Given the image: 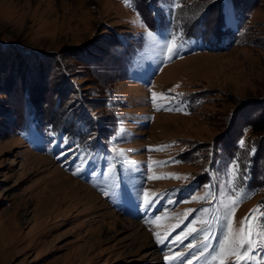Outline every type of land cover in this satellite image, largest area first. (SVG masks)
<instances>
[{
  "label": "rangeland",
  "instance_id": "rangeland-1",
  "mask_svg": "<svg viewBox=\"0 0 264 264\" xmlns=\"http://www.w3.org/2000/svg\"><path fill=\"white\" fill-rule=\"evenodd\" d=\"M244 2L241 22L224 6L232 47L180 38L168 60L159 42L180 35L206 0H160L178 9L179 29H150L154 38L130 0H0V264L211 261L226 206L241 198L238 229L264 200V183L251 191L240 169L258 146L264 179V136L252 129L264 122V0ZM109 31L135 42L123 68L106 55L110 41L96 48ZM28 85L47 103L60 92L86 110L103 139L70 152L28 141L14 129ZM145 193L158 194L147 208ZM262 254L244 264H264Z\"/></svg>",
  "mask_w": 264,
  "mask_h": 264
},
{
  "label": "trees",
  "instance_id": "trees-1",
  "mask_svg": "<svg viewBox=\"0 0 264 264\" xmlns=\"http://www.w3.org/2000/svg\"><path fill=\"white\" fill-rule=\"evenodd\" d=\"M144 1L148 4L145 11L139 8L137 0H130V6L140 15L149 29L155 32L164 31L171 25L173 32L178 31V9L173 6L163 7L160 0H156L157 6L152 0ZM180 1L176 0V2ZM226 3L232 8L234 19L241 22L243 19L241 7L245 3L244 0H206V5L202 7L203 10L188 25H184L185 28L179 37L181 39L194 38L200 40L203 50L223 51L232 47L237 37V29L225 22L226 12L224 6ZM99 34L101 39L104 38L101 44L98 43L97 49H101L104 42L110 41L114 46H111L110 43L107 44L106 55L114 59V62L118 63L121 68L131 62L134 57L132 48L135 46L132 39L126 40L123 34L117 33H115V36H110L111 31ZM1 51L0 57L5 55H2ZM41 57L47 58L39 56V58ZM35 67L38 66H30V68ZM29 88H32L33 92ZM24 89L26 92L23 91L25 96L21 95L22 103L21 105L19 103L17 107L18 119H15L14 129L26 137L28 141H31L29 136L32 133L33 140L50 142L52 149H59L60 146L62 150L70 152L74 148L92 147L98 140L103 139L102 135L98 134L100 126H98V122H93L92 116L87 114L86 110L76 108L73 103L71 105L64 104L60 92H58L52 103H47L45 96L41 95L42 91L36 90L35 86L28 85L27 89ZM252 129L260 136H264V122L253 125ZM257 147L248 158L240 160V163L242 162L241 172L246 177V185L251 191L262 188L260 182L264 183L263 176L256 177L257 163L255 157L258 152ZM260 203L264 208L263 199L259 200Z\"/></svg>",
  "mask_w": 264,
  "mask_h": 264
},
{
  "label": "snow or ice",
  "instance_id": "snow-or-ice-1",
  "mask_svg": "<svg viewBox=\"0 0 264 264\" xmlns=\"http://www.w3.org/2000/svg\"><path fill=\"white\" fill-rule=\"evenodd\" d=\"M125 3L128 5L129 0H125ZM137 23L146 29V34L148 36L153 38L155 37V33H153L150 29H147V25L144 24L139 14H137ZM180 42L178 34H170L168 39L159 42V47L162 52L166 51V58L168 60H171L173 56L179 52ZM155 96L156 94L153 93V97ZM79 171L80 170L78 169V172ZM73 174L75 175L77 173ZM205 187L207 188L210 186ZM156 195L158 194H153L152 198L149 199L147 198V193H145L144 205L146 208L150 207L155 202ZM244 198L247 197L245 196ZM240 199L241 198L238 197L226 206L225 215L227 217V223L225 225V231L220 238L219 244L216 246L211 255V261H205V264H229L230 261L231 264H244L245 261L252 260L254 258V254L258 249H264V208H262L261 205H257L254 209H251L249 213L241 219L240 227L237 229L235 227L234 214L236 206L240 203ZM256 213H259V215H256ZM200 223L205 224L209 222L200 221ZM196 231H199V229L193 226L188 233L184 234L183 237H178L177 242ZM153 235L157 237L158 243H163V240L160 239L159 233L154 232ZM204 239L207 241L208 237L205 236ZM232 257H235V259H231ZM201 258L202 257H197V259ZM165 259L166 261L171 259H180V256H166ZM189 264H191L190 261Z\"/></svg>",
  "mask_w": 264,
  "mask_h": 264
},
{
  "label": "bare ground",
  "instance_id": "bare-ground-1",
  "mask_svg": "<svg viewBox=\"0 0 264 264\" xmlns=\"http://www.w3.org/2000/svg\"><path fill=\"white\" fill-rule=\"evenodd\" d=\"M230 11L233 13V10H232V9H230ZM233 16H234V13H233ZM227 22H228V21H227ZM68 187H69V186H66L65 189L68 188Z\"/></svg>",
  "mask_w": 264,
  "mask_h": 264
}]
</instances>
